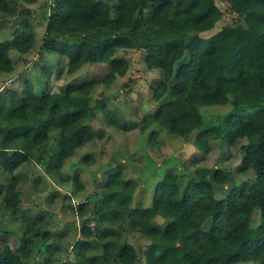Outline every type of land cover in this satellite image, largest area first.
<instances>
[{"label": "trees", "instance_id": "1", "mask_svg": "<svg viewBox=\"0 0 264 264\" xmlns=\"http://www.w3.org/2000/svg\"><path fill=\"white\" fill-rule=\"evenodd\" d=\"M37 1L22 0L26 4ZM221 1L232 21L208 34L225 14L217 0H53L39 51L66 56L67 73L88 62L111 67L98 80L70 83L58 91L49 88L47 79L45 89L37 93L33 82L25 79L21 91L0 92V168L9 175L8 182H0L5 210L15 211L21 204L16 171L31 161L43 165L59 184L71 181L75 193L86 187L79 168L72 178L64 174V168L78 148L102 136L91 124L100 111L106 125L123 130L138 126L144 130L153 122L146 118L138 125L105 99L89 95L97 83H111L126 75L131 61L118 55L124 49L143 51L151 70L168 69L160 52L182 51L187 60L193 56L194 69L185 71L158 123L177 136L199 129L194 143L206 152L208 138H219L223 132L230 142L246 138L240 170L255 173L250 180L228 186L221 195L218 187L230 181L223 167L199 166L185 180L181 172L170 169L156 183L151 205L144 206L131 205L137 180L124 177L121 169L112 170L101 192L91 195L93 201L88 198L72 206L82 220L81 236L71 246L73 257L63 264H140L142 257L129 240L134 233L151 239L145 264L254 260L264 264V0ZM31 15L29 7L18 6L15 0H0V32L1 17L20 18L13 35L0 40V74L15 71L12 50L26 54L36 48ZM162 85L161 81L154 88L155 96ZM228 102L235 110L221 126L203 127L201 107ZM81 160L92 162L89 154ZM256 209L260 212L254 226ZM87 212L96 226L90 225ZM49 238L51 232L28 224L17 246L4 243L0 248V264H31L36 251L46 258L44 264H52L55 245ZM99 247L101 252L93 254Z\"/></svg>", "mask_w": 264, "mask_h": 264}, {"label": "rangeland", "instance_id": "2", "mask_svg": "<svg viewBox=\"0 0 264 264\" xmlns=\"http://www.w3.org/2000/svg\"><path fill=\"white\" fill-rule=\"evenodd\" d=\"M217 1L225 10V14L217 27L208 34L232 21L231 14L225 9L226 3ZM15 2L18 6L24 5L32 10L30 19L36 29L37 45L26 54H20L17 50L11 51L16 69L10 74H0L1 93H7L10 90L21 91L25 79H30L37 93H40L45 89L44 83L47 79L49 88L58 91L70 83L89 79L98 80L106 75L111 67L108 63L88 62L77 71L67 73L68 58L66 56H59L45 49L41 50L43 52L41 54L40 44L43 42L46 17L53 7V0H38L33 4H26L22 0H15ZM1 19L3 29L0 32V40H3L13 35L11 33L15 30V23L20 18L3 16ZM160 53V56L168 62L166 71L161 68L148 69L141 50H120L118 55L127 56L131 61L126 75L118 76L111 83L99 82L89 92L92 98L105 99L112 108H116L127 119L138 125L144 124L146 118L153 122L144 130L140 126L123 130L106 125L100 111L91 124L94 128H99L102 136L95 137L78 148L74 157L68 160L64 168V174L69 175L70 178L76 168L80 169L86 187L83 190H77L76 193L73 191L75 186L71 181L59 184L44 171L43 165L36 161L23 164L16 171L20 179L21 204L15 211L5 210L3 199L0 197V248L4 243L17 246L26 226L32 224L51 232L48 242H53L55 245L54 254L50 256L52 264H63L68 258H72L71 246L81 236L80 228L82 227L81 218L74 212L76 205L88 198L93 201L91 195L101 192L103 180L112 170L121 169L124 177L137 180L138 186L131 205L144 206L151 205L156 183L170 169L181 172L185 180L191 177L199 166L223 167L228 171L230 181L227 186L218 187V193L221 195L228 186L254 177L255 173L252 169L246 172L240 170L244 156L242 146L247 143L246 138L230 142L227 137H224L223 132L219 138H208L210 149L206 152L194 143L199 129L193 130L187 136H177L158 123L157 118L168 97L180 88L185 71L195 67L194 57L191 56L187 60L182 51L170 50ZM46 72H50L51 75L48 76ZM161 81L162 89L159 95L155 96L154 88ZM234 110L235 107L229 102L202 106L203 127L221 126L224 117ZM87 154L91 157V163L81 160V157ZM8 180L9 175L0 168V182L6 183ZM68 193L72 198L67 195ZM259 212L260 210L256 209L253 213L252 225L254 226L259 220ZM39 214L45 217H40ZM87 214L90 225L96 226L97 222L95 223L92 214L88 212ZM37 218L40 221H35L38 220ZM158 221L166 223L167 220L158 217ZM209 224L210 222L207 223ZM98 228L103 230L101 227ZM129 240L137 247L142 257L140 264H145L144 253L151 239L140 233H134L129 235ZM42 250L46 256L50 255L45 248ZM101 250L102 247H99L92 253L96 254ZM37 253L36 251L31 264H44L46 258ZM236 264L263 263L260 260H254Z\"/></svg>", "mask_w": 264, "mask_h": 264}]
</instances>
